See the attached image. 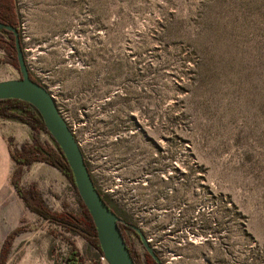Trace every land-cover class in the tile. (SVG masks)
<instances>
[{"label": "rangeland", "instance_id": "1", "mask_svg": "<svg viewBox=\"0 0 264 264\" xmlns=\"http://www.w3.org/2000/svg\"><path fill=\"white\" fill-rule=\"evenodd\" d=\"M16 2L28 67L98 187L162 263L264 264V0ZM5 56L0 80L21 77ZM42 132L30 140L56 145ZM23 170L27 196L36 184L54 210L82 213L58 167ZM27 215L6 264H68L72 241L86 264H110L81 233ZM124 233L140 264H156L133 228Z\"/></svg>", "mask_w": 264, "mask_h": 264}, {"label": "trees", "instance_id": "2", "mask_svg": "<svg viewBox=\"0 0 264 264\" xmlns=\"http://www.w3.org/2000/svg\"><path fill=\"white\" fill-rule=\"evenodd\" d=\"M16 4V0H0V25H2L4 27L3 29H5L9 34L8 37H6L0 33V48L4 49L6 52L4 59L14 63L15 65H19V49L17 47L16 35L14 31L15 29L19 30V15ZM29 71L31 77L41 83V81L31 71L30 68ZM12 115H18L23 121L31 125L35 131L44 130L50 134L42 115L30 101L15 97L0 98V117ZM11 155L15 161V168L13 169L11 175V181L18 194L25 199L26 205L31 210L43 216L45 219L54 221L81 233L89 241V243L97 249L98 255H104L98 238V230L94 219L90 213V210L79 194L75 183L73 170L58 143L56 142V145H53L35 137L33 138V141L24 143L20 148H12ZM34 161H44L55 165L69 177L81 199L82 213H76L70 210H54L42 199L36 184H31L29 188L30 195L27 196L26 190L22 185L23 167L24 165L31 164ZM99 190L102 192L103 197L111 206V208L120 214L112 204L110 198L100 188ZM121 216L125 219V221H119L120 228L124 234L127 245L131 250L136 264H140L135 248L129 243L124 233V229L126 227H130V222L123 215ZM24 221L25 217L23 216L21 217V222L23 223L18 224L5 236L0 248V264H6L15 237L25 229ZM66 260L68 264H86L85 257L74 241L71 242ZM154 261L156 264H158L155 258ZM99 262L100 261L92 262L91 264H99Z\"/></svg>", "mask_w": 264, "mask_h": 264}, {"label": "water", "instance_id": "3", "mask_svg": "<svg viewBox=\"0 0 264 264\" xmlns=\"http://www.w3.org/2000/svg\"><path fill=\"white\" fill-rule=\"evenodd\" d=\"M14 31L19 49L18 60L22 75L19 78L0 80V98H21L30 101L37 108L50 134L69 161L77 189L94 219L101 248L108 262L110 264H136L119 225V221H125V219L111 208L103 197L87 165L84 151L71 126L59 111L53 96L42 83L31 77L22 51L18 30L15 29ZM129 226L139 235L155 260L163 264L147 241L142 229L131 222Z\"/></svg>", "mask_w": 264, "mask_h": 264}, {"label": "crops", "instance_id": "4", "mask_svg": "<svg viewBox=\"0 0 264 264\" xmlns=\"http://www.w3.org/2000/svg\"><path fill=\"white\" fill-rule=\"evenodd\" d=\"M22 124L23 127L20 128ZM29 126L18 115L0 117V204H5L3 214H0V235L3 239L9 231L20 224L22 216H25L28 219L27 221H31L30 215H27L28 207L25 199L18 194L11 181V175L15 168L11 149L14 146L18 148V142H24L22 137L28 138L27 142L31 141L30 137L34 129L31 126L29 129ZM23 132L25 134H22ZM38 132L43 133L42 130ZM11 137H13V140ZM23 180L24 170L22 175ZM9 194L12 197L11 200H9Z\"/></svg>", "mask_w": 264, "mask_h": 264}, {"label": "built area", "instance_id": "5", "mask_svg": "<svg viewBox=\"0 0 264 264\" xmlns=\"http://www.w3.org/2000/svg\"><path fill=\"white\" fill-rule=\"evenodd\" d=\"M102 257H103V260L106 259V261L108 262V260H107V258L105 257V255H102Z\"/></svg>", "mask_w": 264, "mask_h": 264}, {"label": "flooded vegetation", "instance_id": "6", "mask_svg": "<svg viewBox=\"0 0 264 264\" xmlns=\"http://www.w3.org/2000/svg\"><path fill=\"white\" fill-rule=\"evenodd\" d=\"M158 264H160V263L158 262Z\"/></svg>", "mask_w": 264, "mask_h": 264}]
</instances>
